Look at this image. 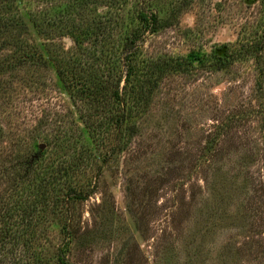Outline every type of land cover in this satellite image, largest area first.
<instances>
[{
  "label": "rangeland",
  "instance_id": "obj_1",
  "mask_svg": "<svg viewBox=\"0 0 264 264\" xmlns=\"http://www.w3.org/2000/svg\"><path fill=\"white\" fill-rule=\"evenodd\" d=\"M9 1L21 0L0 5ZM82 2L20 6L29 42L46 62L0 74V199L23 189L16 200L35 202L49 192L53 205L58 188L42 192L38 184L56 172L55 186L70 181L81 197L59 212L48 208L28 249L0 247V264H264V0H128L109 13L94 0L86 6L99 23L89 20L91 34L80 45L69 36V17L65 27L37 32L27 18H44L51 4L61 19ZM139 8L167 23L137 43L135 78L150 93L117 128L109 115L133 102L123 96L121 51ZM9 37L0 30V62ZM245 44L262 49L228 60ZM175 62L179 69L160 73ZM82 78L97 90L109 85L108 94L119 81L120 100L72 93L65 82ZM37 151L27 180L11 187V162ZM80 155L88 166L65 179L63 170Z\"/></svg>",
  "mask_w": 264,
  "mask_h": 264
},
{
  "label": "trees",
  "instance_id": "obj_2",
  "mask_svg": "<svg viewBox=\"0 0 264 264\" xmlns=\"http://www.w3.org/2000/svg\"><path fill=\"white\" fill-rule=\"evenodd\" d=\"M92 1L94 0H85V2H82V8L80 7L77 10L72 7V12H70L68 15L63 16L61 19L58 18L57 14H53L52 11L49 10L53 9V5L51 4H48L50 7L47 8V14L44 16V18L37 16V14H31L29 17L27 16V18L32 24V27L36 29V32L40 30L41 26L44 27V25L52 26L59 23L65 27L64 23L70 18V21H72L73 24L70 22L72 26H69V36L73 39L74 44L80 45L84 41V39H87L91 34L92 29L89 25L90 21H98L96 15L94 16L95 13L88 10L86 6L87 3ZM127 1L128 0H102L103 5L107 8H110L107 9L108 13L109 11H114L115 9L118 10L119 7H121L122 4L126 3ZM25 2H27V0H21L18 2L9 1V4H6L5 6H3L4 4L0 5L1 34H4V32L8 33V35L11 34V37H9L10 40L7 44L11 47L10 53H8L7 56L3 59V62H0V74L3 70L15 71L16 69H22L27 65L36 67L35 65L39 62H46V59L40 52L38 46L35 43L29 42V37H27L30 36L29 27L24 21L25 17L20 12V6ZM111 16L113 17V15ZM64 17H66V20ZM135 19L137 20V27H135L133 31H129L127 34H125L123 39V49L121 51V60L125 72L123 96H126L128 94L129 97L130 95H132L133 102L132 106L128 104V107L126 106V104L121 105L120 103H118V107L120 110L116 111V113L113 114V117L109 115L110 118L108 117V120H114V124L117 128L124 126L125 122L133 114H135L133 107H138V105L140 106L142 102H144L143 99H145V97L147 96L146 93H150V87L148 89H145V82H140L135 78L137 67L134 62V51L137 48V43L145 32L154 33L158 28L167 23V20L161 23L158 15L155 12H152L151 10H144V8H139L138 10H136ZM96 23L98 25L99 22ZM261 49L262 47L258 46L257 44L256 46L253 44H245L239 52H233V54H230L228 60H232L233 57L234 59H236V57H238L241 53L244 54V56L252 53L258 54ZM226 61V59H219L217 66L220 68L224 67V65H226L227 63ZM169 67H171V69H179V67H181V64L180 62H175V64L169 66V64L167 65L165 63L160 73L163 74L167 69H169ZM58 73L59 78L65 81V77H67L65 76L67 75L66 71H64L63 68H60L58 70ZM131 81L132 85H130V89H128ZM65 84L66 86H69L68 89L70 88V90L74 91L72 93H77L80 96L82 95L84 97H96V92H101L106 93L110 97L115 96L117 100H120L118 88L119 81L116 82L114 90L110 91L109 94V85L102 86V84H100L101 87L99 88L101 90H97L95 86H91L93 85L92 82H86L84 80L82 84L72 82V80H68L67 82H65ZM103 110L105 109L102 108V114ZM223 127V123H220L218 125V129L220 131L223 129ZM128 129H130L129 134H133L134 126L129 127ZM220 135L222 136L223 134H221L220 132ZM37 139H39V137L33 138V141H36ZM18 145H20L22 148L21 142H19ZM38 155L39 152L37 151L36 155L32 154L31 156H26L24 160L22 159L20 161L12 162L10 161L12 163L11 169H14L13 164H15V171H17L14 178L12 177L13 183L11 184V187L16 186L15 182L27 180L28 173L31 172V170L34 168L35 163L38 161L36 160V157ZM72 160L73 161L71 162V164H69L67 168L63 170V176H65V179L67 177L71 179L76 174V171L82 167V165H85L84 167L88 166V160L85 161L83 155H80V157L77 158H73ZM21 168H23V170ZM56 174L58 173L56 172L54 174H50V176H44L43 180L38 184V187L42 190V192H46V189L53 190L54 188H58L55 192V196L52 197L53 205H47V201H49V192L45 193V198L42 195V198L38 200L34 199L35 202L30 201L29 199L26 203L23 201V199L16 200L17 195L23 193L25 194V191L23 189L21 190L22 193L18 192L17 194H15L11 191L9 192V194L7 193L4 198L2 197L0 199V201L4 200L2 204L4 215L0 216L4 222V227H0V247L14 242V244L18 243V245L21 243L23 249L26 247L28 249L32 241L36 238V235L32 230L33 226L40 224L41 221H46L48 208H53L54 212H59L64 208V206L67 207L71 200L76 201L81 197L73 188L70 181L61 180V183H58V186H55V183L58 182L57 180L59 179ZM15 188L17 189V186ZM29 197L30 196H28V198ZM36 212L38 216L34 215ZM11 218H15V225L13 224L12 227H8V225L5 226L6 221L10 220ZM63 247L66 246L62 244L57 252V259L61 261L62 259H64L62 258Z\"/></svg>",
  "mask_w": 264,
  "mask_h": 264
}]
</instances>
